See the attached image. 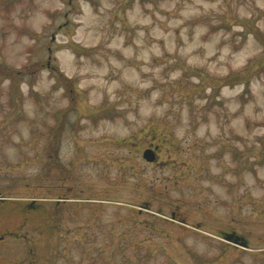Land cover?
<instances>
[{"label": "rangeland", "instance_id": "374dc122", "mask_svg": "<svg viewBox=\"0 0 264 264\" xmlns=\"http://www.w3.org/2000/svg\"><path fill=\"white\" fill-rule=\"evenodd\" d=\"M7 230L0 264H264V0H0Z\"/></svg>", "mask_w": 264, "mask_h": 264}, {"label": "flooded vegetation", "instance_id": "af4514ba", "mask_svg": "<svg viewBox=\"0 0 264 264\" xmlns=\"http://www.w3.org/2000/svg\"><path fill=\"white\" fill-rule=\"evenodd\" d=\"M149 149H152V150L155 151L157 161H156V163H154V164H158L159 161H160L161 144H158V143L156 144V142L154 141V142H152V143H149V144H147V145H144V146L141 148V155H142V157H144V152H145L146 150H149ZM148 164H150V163H148ZM63 200H64V201H61V202H66V199H63ZM0 235H1V237H0V243H1V242H4L5 240H7L8 238H11V237H14V238L19 237V234H18L17 232H11V231H9V230L0 233ZM26 250H27L26 253H27L28 256H32V255H34V256H32V258H34V259L30 262V264H37V263H38V260L36 259L37 256H36V253H35V247H33V246H27V249H26ZM48 255H49V253H48ZM6 258H9V256L5 254V259H6ZM10 259H11V258H10ZM25 260H26V259H24L23 261H25ZM1 261L3 262V261H5V260L1 259ZM1 261H0V263H1ZM23 261H21V263H22ZM45 262H46V264H51V263H52V258L50 259V258L48 257V258L45 260Z\"/></svg>", "mask_w": 264, "mask_h": 264}, {"label": "water", "instance_id": "95a60500", "mask_svg": "<svg viewBox=\"0 0 264 264\" xmlns=\"http://www.w3.org/2000/svg\"><path fill=\"white\" fill-rule=\"evenodd\" d=\"M145 157L147 158L148 161L154 162L155 161V154L152 150H149L145 152ZM228 239L233 238V236H227Z\"/></svg>", "mask_w": 264, "mask_h": 264}]
</instances>
